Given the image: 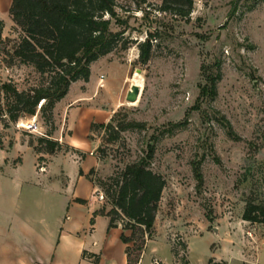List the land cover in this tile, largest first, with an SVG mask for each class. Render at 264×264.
Listing matches in <instances>:
<instances>
[{
	"label": "rangeland",
	"instance_id": "obj_1",
	"mask_svg": "<svg viewBox=\"0 0 264 264\" xmlns=\"http://www.w3.org/2000/svg\"><path fill=\"white\" fill-rule=\"evenodd\" d=\"M161 1L115 0L109 29L130 45L92 63L88 82L72 83L51 114L43 117L38 109L7 122L1 94L0 150L10 154L20 145L37 155L39 177L46 174L39 167L56 156L77 161L65 166L69 176L90 158L85 178L95 189L93 202L106 211L104 184L150 155L149 168L165 187L138 264H225L211 257L241 264L240 243L251 232L241 222L245 204L264 201V0H193L188 20L159 12ZM8 2L0 0L2 38L16 40ZM148 41L150 58L143 63L138 44ZM4 58L0 54V85L27 90L39 84L32 68H9ZM132 85L140 89L134 104L126 101ZM28 123L37 129L20 126ZM128 123L136 125L123 130ZM32 172L27 156L20 176L27 185ZM54 172L49 188L64 184V170ZM28 189L24 184L26 216L40 212L50 222L59 216V195L33 196ZM76 220L86 224L82 213Z\"/></svg>",
	"mask_w": 264,
	"mask_h": 264
},
{
	"label": "trees",
	"instance_id": "obj_2",
	"mask_svg": "<svg viewBox=\"0 0 264 264\" xmlns=\"http://www.w3.org/2000/svg\"><path fill=\"white\" fill-rule=\"evenodd\" d=\"M193 5V0H162L159 12L188 20ZM115 8V0L11 1L8 14L17 39L2 38L0 21V54L5 57L2 62L9 68L15 64L30 67L41 81L27 90H19L11 82L0 85L4 98L1 115L7 122L34 116L38 109L43 117L51 114L72 83L88 82L92 63L117 48H128L131 40L109 29L111 20L116 19ZM151 48L149 41L138 44L140 61H148ZM135 125L128 123L123 130ZM107 127L112 129L110 125ZM148 159L150 155L126 165L108 179L104 193L111 208L106 211L101 207L89 222L93 226L96 216H105L109 218L110 229L122 220V230L129 232L128 236L123 233L120 237L126 245V264L139 263L146 240L152 235L165 187L163 177L149 168ZM76 202L85 201L76 199ZM241 220L250 225H264V201L246 202Z\"/></svg>",
	"mask_w": 264,
	"mask_h": 264
},
{
	"label": "crops",
	"instance_id": "obj_3",
	"mask_svg": "<svg viewBox=\"0 0 264 264\" xmlns=\"http://www.w3.org/2000/svg\"><path fill=\"white\" fill-rule=\"evenodd\" d=\"M11 1L7 3L8 9ZM68 145L77 149L70 143ZM26 152V148L20 145H15L10 154L0 150V264H16L17 260L21 264H126V245L120 237L123 233L126 236L128 234L122 230L121 224L108 229L109 218L99 215L94 218L93 226L89 223L92 214L100 209L99 204L93 202L92 193L95 189L85 178L89 166L93 163L90 158L86 157L78 166L75 165L74 173L69 176L65 166L69 164L70 159L56 156L49 167L44 166L43 173L46 174L40 173L39 177L34 171L37 155ZM27 156L32 159L33 180L31 179L30 185L20 179ZM70 163L76 164L77 161ZM54 168L64 170V184L54 183L57 185L56 188H49L52 183L48 175L54 176L56 173H52ZM79 171L82 172L81 175ZM24 184L33 196L59 195L61 197L59 216L51 222L44 220L40 212L26 216L24 210L22 212L24 203L21 198ZM76 199L85 202L78 203ZM34 205L40 207V204ZM20 213L22 214L19 215ZM81 213L86 220V224L82 226L76 223ZM17 215L19 219L15 220ZM241 222L249 225L251 232L250 239L242 240L240 243V253L236 256L238 262L264 264V225ZM188 239L187 253L190 251ZM247 247L249 254L244 251ZM210 259L222 260L229 264V261L222 257Z\"/></svg>",
	"mask_w": 264,
	"mask_h": 264
},
{
	"label": "water",
	"instance_id": "obj_4",
	"mask_svg": "<svg viewBox=\"0 0 264 264\" xmlns=\"http://www.w3.org/2000/svg\"><path fill=\"white\" fill-rule=\"evenodd\" d=\"M140 89L137 85H132L126 94V101L128 103H135L138 99Z\"/></svg>",
	"mask_w": 264,
	"mask_h": 264
},
{
	"label": "built area",
	"instance_id": "obj_5",
	"mask_svg": "<svg viewBox=\"0 0 264 264\" xmlns=\"http://www.w3.org/2000/svg\"><path fill=\"white\" fill-rule=\"evenodd\" d=\"M34 121V120H33ZM21 125V127H24L25 129H27V130H31V129H37V126H36V124H34V123H28L27 125H23V124H20ZM39 171L40 172H44V166L42 165V166H40L39 167ZM98 198H99V200H102L103 199V196L100 194L99 196H98ZM249 236H250V234H248ZM156 263V262H155Z\"/></svg>",
	"mask_w": 264,
	"mask_h": 264
},
{
	"label": "bare ground",
	"instance_id": "obj_6",
	"mask_svg": "<svg viewBox=\"0 0 264 264\" xmlns=\"http://www.w3.org/2000/svg\"><path fill=\"white\" fill-rule=\"evenodd\" d=\"M139 87V86H138ZM130 104H134V103H130ZM21 126V125H20Z\"/></svg>",
	"mask_w": 264,
	"mask_h": 264
}]
</instances>
